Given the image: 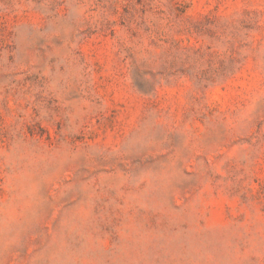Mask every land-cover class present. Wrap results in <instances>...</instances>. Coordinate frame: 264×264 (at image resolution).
Listing matches in <instances>:
<instances>
[{"label":"rangeland","instance_id":"1","mask_svg":"<svg viewBox=\"0 0 264 264\" xmlns=\"http://www.w3.org/2000/svg\"><path fill=\"white\" fill-rule=\"evenodd\" d=\"M0 264H264V0H0Z\"/></svg>","mask_w":264,"mask_h":264}]
</instances>
